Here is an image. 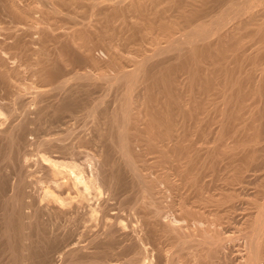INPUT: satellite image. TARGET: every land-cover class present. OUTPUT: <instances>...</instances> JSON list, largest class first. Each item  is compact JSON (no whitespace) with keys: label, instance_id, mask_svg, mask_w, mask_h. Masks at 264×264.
<instances>
[{"label":"bare ground","instance_id":"1","mask_svg":"<svg viewBox=\"0 0 264 264\" xmlns=\"http://www.w3.org/2000/svg\"><path fill=\"white\" fill-rule=\"evenodd\" d=\"M199 1L179 0L180 3L178 5L179 7L177 6V8L181 10L185 9L183 13L180 12L181 10L179 11L178 9H173V7L171 8L168 6L169 9H173V12H180L178 14L180 16V18L178 16V21L174 20L176 22H173V25L168 27H166L164 24L166 28L163 27L164 29L162 28L157 31H154L152 29L148 30L147 28L145 29V31L140 30L141 35H139L140 37H138V39H134L135 41L131 40L132 42H129V40L127 39L128 42H126L124 37L127 36H122L123 34L117 33H119L118 29L121 30L120 26H124L125 23L128 22L127 20L130 21L131 18L136 17L135 15L133 16L130 13L131 11L135 10H132V8L135 7V5H141L148 10L154 7L153 10L158 9V13H164L163 11H168V8H161L160 6V8H158L157 4L159 2L165 3V1H158L157 3L155 2L156 4H153L154 0H0V76L5 82L16 86L15 91L13 92V94H11L14 95V99L8 98V101H5L6 97L0 93L1 161L9 160L10 162L14 151L17 150V152H19L18 150L20 148L22 150V147L25 148L30 144L31 140L29 141L27 136L32 132L34 127L30 128L28 124L37 122L42 119L43 113L47 114L48 112L45 110L50 109L51 112L53 111L52 114H55L58 111L68 107L67 103H69L75 93V88L73 86L68 87V82L70 80H75L72 78L69 80L64 78L61 80L59 79V81H55V86L53 87V89L59 90L61 92L55 93V95H52V100L45 102L49 94V90L46 88V70L50 67L52 68L55 65L52 63V58L53 60L56 59L55 62H58L57 60L59 57H61V61L63 60L61 53L63 47H65L66 45L69 46L68 48L71 49V52L72 54H74V56L76 55L77 57L85 60H94L93 51L100 49L103 55L107 57L106 60L109 61L108 63H111L112 66L114 64L116 69L114 70L115 72H113V69H111L113 72L112 74L98 73V76H96V74L93 75L94 77L96 76L103 78V82H105L106 86L115 84V86L117 87L115 96L114 98H112V105L110 104L111 107L106 109L103 114L100 112V109H98L100 100L93 102V104L87 108L85 113L86 117L91 118V120L94 119V125L92 124V128L94 129L95 126V131L99 133V138L102 137V139H104L105 141L104 145H102L101 142L99 143L101 144V148H96L95 152H90L94 149L86 151V149L88 148H86V146L84 148L85 150H78L80 148L79 146H83L82 143L81 145H79V143L74 144V142L71 144L69 143V145L63 144L64 146L61 145V149H63L64 147L66 153H68V156H70V159H62L63 161L58 160V157H48L46 155H39L37 153L39 156L36 160L39 166H43V164H46V162L44 161H47L48 166H46L47 169L46 167L45 169L46 172L48 170V173L45 172L46 174H44L45 176L43 177L47 179V174H52V177L48 175L49 180L51 179V182H49V184H46L45 186L42 185L44 186L43 188H40L42 189V192L38 191L39 196L35 195L36 197L33 199V204H35L34 206L37 205V207H35L36 209L32 212H28L29 210L25 211L28 203H24V199H22V197H19L17 194V192H19L20 190L25 193V187L28 185V181H26L25 171L26 155H19V153L17 154L19 155V157H17V162L19 161L20 163L21 171L23 172V174H21L23 175V177H20L22 178L20 182L16 181L10 183L9 188L4 190V192L0 190V198L2 199L0 202V264H154V259H152L153 257L151 258V256L147 253V250L143 247V236L139 233L138 226L136 227L137 223L135 222V220H137L138 217L135 220H133L135 217L128 220L129 222L127 227L130 228L128 231H126L125 221L123 222L121 214L117 212H110L111 209L108 206V200L109 198H112L110 196L114 194V191L118 189L117 187H119L120 185V176L122 175V173H125L126 176L130 177L133 180V187H135V204L137 205L134 204V207L138 208L136 207L138 205H153V212H155V216L160 214L159 207L151 198V196L154 195L155 191H153L154 189H151L150 192V190L147 189L148 185L146 184L149 183L151 186H153V181L156 182V180L149 179V181L147 182V180L142 175L143 173L140 172L142 170H140L141 168H139L138 161L135 158L136 156L141 155V152H143V154L146 151L148 152V148H146L148 145L145 147L147 149H145L146 151H141V148V150L137 148L138 151H136V147L139 145V138L136 137V135H131L132 132H130L132 130L130 129V124L132 122V119H134L135 117L134 115L137 114L135 111H137L138 113L140 111L139 109L134 110L136 108L135 105L137 100L139 98L142 99L140 97L141 93H137L139 91L138 89L142 84H145V81L147 80L151 72H154L155 77H157V71H159V68L161 66H166L172 63L174 65V63L176 64L178 59L186 55H192V57H194L199 47L207 48L208 51L211 52L210 54H208L211 59L210 57L208 58L210 60H213L212 63L209 60L211 64L217 63L218 66L220 65L222 69H226L229 66H226L227 64L233 63L234 71L236 69L237 71H239L238 69H245V74L249 77L248 79H250L251 76L255 74V77H258L260 82L262 80V82H264V0H201V2H204L202 4L200 3V5L197 4V6L196 3ZM66 5L69 6L72 10H70L69 7L68 9H66ZM137 7L139 8V6H136V8ZM79 8H81L84 12L82 13L83 15H78V17L77 12H79ZM81 9L80 11H82ZM64 10L66 11L64 12ZM139 12H143V9ZM153 12L154 11H152V13ZM144 13H147V10ZM165 14H163V17ZM100 22H102L103 24L104 22H109L112 24L115 23V25L117 26V30L115 29L117 31V33H115V36L113 33L114 31L110 36H108L109 33L106 34L102 31V33L97 34H94L95 32H93V34L95 35L93 37L87 36L89 35L88 33H91L89 32L91 28L92 30H95V28L97 29L95 23ZM132 23H134V21ZM93 26L95 28H93ZM94 39L96 40V42L94 41ZM226 39H229L228 43L231 40V43H229V47H224L223 41ZM146 45H149L150 47H147ZM214 46H216V48ZM71 52L69 51V54ZM106 60L104 59V61ZM202 63H204V61ZM67 64L63 63L62 65L61 63V66L57 68L62 70L66 68ZM170 67L171 66H169V68ZM24 71L25 73H32V75L36 76H34V78L36 79H30L29 83L24 82V79L22 81L20 77L21 73H24ZM91 76L92 75L90 73L84 72L83 74L78 75V77L89 78V80ZM165 77H167V75ZM252 78H254V76H252ZM252 78L250 81L253 80ZM234 80L235 79H233V81ZM44 81L46 82V85L44 84ZM72 82L74 83V81ZM169 82L170 81H168V83ZM151 85L153 86V84ZM155 85L157 86V84ZM259 85L261 88L262 85L260 83ZM108 86V89H111V87H113ZM257 86L258 85L255 84V87L257 89H260ZM142 87L141 89L146 90V88ZM198 87H200V85ZM223 88L221 89L223 90ZM76 89L78 90L77 87ZM224 89H226V87ZM26 93H29V96L26 97ZM25 97L29 104L34 105V108H24L23 114L21 113L22 119L19 121H14L15 118L13 115L16 112L12 107V100L13 102L16 101L15 103H19L21 100V102H24L23 100ZM72 101L70 102L72 103ZM201 112L203 113V111ZM201 112L197 110V115L201 114ZM141 113H143V111H140V114ZM46 114L44 116H46ZM94 135H92V137H89L88 139L86 138V141H91V144H95V141L92 140ZM168 136L169 137L166 138L167 140L172 137L171 135ZM53 142L55 141L53 140ZM36 143V146L42 145L43 147H45L46 145L47 148V146L49 147L50 145L51 147H54V144L56 146L59 141L52 144L49 140L47 141V139L39 138L38 140H36ZM157 144L158 145L153 144L155 149H161L159 143ZM160 145L163 146L162 144ZM77 147L79 148L76 149ZM97 147H99V145ZM158 152L160 153L161 150H159ZM76 155H78V157L81 155L82 157L84 156V159L82 158L83 161H77L78 158H76ZM64 158L67 159L68 157ZM41 166L40 168H42ZM56 175H59L61 177L59 178L58 176V178H55L54 176ZM63 177H66V180L60 181L59 179L63 180ZM47 180H44L46 181L44 183H47ZM144 181H146V183H144ZM147 190H149L150 192L148 194L151 195L149 197L145 195L148 192ZM151 193H153V195ZM92 198H98V201H94L96 202L94 203L91 201ZM40 199H46V201L47 199H49L55 202L60 207L63 206L66 208H71L74 213H77V216H73L74 224L72 225L74 226L70 228L71 230L69 229L70 232H68V234L64 232L66 233V235H62L64 238L61 243L59 242L58 244L48 245L49 242H46L48 236L46 237L43 226L41 228V222H38V215H40L38 214V210L41 208V206H38V202L39 204L41 202ZM88 200L90 201L88 202ZM230 200L228 199V201ZM57 205L55 206L54 204L55 209L51 207L52 209H54L52 211L56 216L57 214L55 212H57L58 209L61 210L60 208H57ZM216 205L218 207V203ZM82 206L85 208H83ZM42 207L43 208L41 209H45V206ZM79 208L80 210H82L83 208L84 211H80ZM71 210L69 209V211ZM133 211H135V209H133ZM138 221L139 219L137 220V222ZM133 223L135 226L133 225ZM251 225L254 232L253 235L248 239V257L246 261L241 264H260L262 262L261 260L263 258H261V262L259 261V257H261L259 255L261 254L257 249V246L259 247L260 243L258 244L257 242H260L261 237L258 236L262 230V227H264V203L260 208L257 216L252 221ZM189 236L191 237V235ZM189 236H187V239L185 240H183L181 237V240L183 241H181L179 244L180 248H177L178 251L176 250L177 252L175 256H172L166 260V264H181L180 256H182L184 253L183 250L181 251V248L186 246V248L184 247V250H186L189 247L190 243L188 242V240L191 242V238ZM188 237L190 239H188ZM262 238L264 239V234ZM202 239V241H195L199 242V245L197 243L198 248L200 244L201 246L205 244V246L203 247H206L207 244L212 247H207V249L209 248L207 252L205 251V249H203V247H201L205 251V253H202V250L199 249L201 256L203 254V256H208L210 262L213 261V257H216L217 259L214 261L218 263L219 261L217 262V260H219V256L217 257V255L219 254L218 251L220 250H218V248L220 247L221 240L223 239L219 236H214L213 238H210L209 241H207L206 239L204 240V238ZM124 243L131 249V256L127 257V255L125 254L126 252L128 253V249L127 251L123 250L125 247ZM192 243L195 244L194 241H192ZM179 250L183 252L182 255H180L181 253ZM196 252L199 254L197 250ZM197 253L195 255H198ZM214 261L212 262V264H214Z\"/></svg>","mask_w":264,"mask_h":264},{"label":"rangeland","instance_id":"2","mask_svg":"<svg viewBox=\"0 0 264 264\" xmlns=\"http://www.w3.org/2000/svg\"><path fill=\"white\" fill-rule=\"evenodd\" d=\"M158 1L161 2L165 1L166 4L159 2L160 5L158 3L157 6L158 8L160 7L168 8V11L164 10L163 11L164 13L161 12L162 13L161 14L158 13V9L153 10L154 7L148 10L141 5H135V7L132 8V10L133 9L135 10L131 11L130 13L133 16L135 15L136 17L131 18L130 21L127 20L128 22H126L124 26H120V29L122 31L118 29L119 33H117L116 31L117 26L115 25V23L112 24L109 23L111 22L109 21L108 23L104 22L103 24L102 21L100 23H95L97 29L93 26L95 30L93 29L94 30L93 31L91 28V30L89 31L91 33H88L89 35L87 36L93 37L95 36L94 34L102 33V32L106 34L109 33L108 36L114 33L115 36V33H117V34H123L122 36H127L124 37L125 41L128 42L129 40L130 42L131 40L134 39L136 40L138 39V37H140L139 36L141 35L140 30L145 31V29L147 28L148 30L152 29L154 31H157L162 29L163 27L166 28L168 26L173 25V22H176L174 20L178 21V16H179L178 14L180 12L183 13V11H185L184 8H182L184 10L177 8V6L180 3L179 0H154L153 4L155 2L157 3ZM203 2L204 1L201 2L200 0L199 2L196 3V5L197 4L200 5V3L202 4ZM163 4L167 6H164ZM136 6H139V8L138 7L136 8ZM168 6L171 8L173 7V9H178L179 11L180 10L181 11L173 12V9H169ZM68 7L69 6L67 5L65 6L66 9H68ZM80 9L81 8L78 9L79 12H77V16L81 15L84 12L82 9H81L82 11H80ZM142 9L143 12L140 13L139 11H142ZM146 10L147 13H144L146 12ZM65 11L66 10H64V12ZM152 11L154 12L152 13ZM172 13L173 14L175 13L174 14L175 16ZM138 14L139 15L144 14V15L139 16ZM163 14H165L164 17L166 18L163 17ZM152 15H154L155 17ZM152 20H154L155 22ZM133 21L134 23H132ZM138 24L141 25L139 26ZM164 24L166 27L164 26ZM93 32L95 33L93 34ZM94 41L96 42L95 39ZM228 41L229 39L223 41L224 47L230 46L229 43H231V40L229 43ZM146 46L150 47L149 45ZM216 46L214 47L216 48ZM68 47H69L68 45L63 47L61 53L63 60L61 61V57H59L57 60L58 62H55L56 59L53 60L52 58L51 60L53 62L52 61L51 62L55 64L54 65L55 67L53 66L54 68L50 67L49 69L46 70L45 76L47 75L46 77L47 85L45 81L44 84L46 85V88L49 90L50 95L48 94L45 102L52 100L53 98L52 95H55V93L61 92L59 90L53 89V87L55 86L54 84L55 81H59V79L61 80L64 78L69 80L72 78L75 80H70L68 82L69 86L68 85L67 86L68 87L73 86L75 88L74 96L72 97V99L70 98L71 99L70 101L73 100L72 101L73 104L69 101V103H67L68 106L67 108L60 110L61 112L58 111L55 114H52L53 111L51 112L50 109L45 110L48 112L47 114L45 113L46 116H44L45 114L43 113L42 117L44 119L42 118L37 122H32L28 124L30 128L34 127L33 130L35 129L34 131L32 130L33 133L31 132L27 136L29 141L31 140L30 144L28 143L29 145L26 146L25 148L22 147L23 148L22 150L20 148L18 150L19 152H17V150L14 151L12 155L13 160L11 159L10 162L9 160L8 161L0 160V190L4 192V190L9 188L10 183L21 181L22 178L20 177H23L22 175L23 172L21 171L19 161L17 162L18 159L17 157H19L20 154L26 155L25 171H26V181H28V185L25 187V191L27 193L26 192L23 193L22 190H20L19 192H17V194L19 197H22V199H24L23 201L24 203L29 204V205L27 204V207L25 208L26 209L25 211L29 210L28 212L30 211L32 212L36 209L35 207H37V205L34 206L35 204H33L34 203L33 199L36 197L35 195L39 196L38 195L39 192H42L41 191L42 189L40 188H43L46 184H49V182H51V179L49 180V176L52 177V174L46 175L49 181L43 177L45 176L44 174L48 173V170L46 172L47 169L46 166L48 165H47V161H44L46 162V164H43L44 163L43 162L42 163L43 166L40 165L42 167L40 168L36 160L39 155H44V156L46 155L48 157H58V160H62V159L68 160L70 159V156H68V153H66L65 148L63 147V149H61L62 146H64L63 144L69 145V143L71 144L74 142V144L79 143V145H81L82 143L83 146L81 145L82 146L81 147L78 145L80 148L77 147L76 149L79 148L78 150H81L84 149L86 146V148L88 147L86 151L94 149L91 150L90 152L92 151L95 152L96 148L97 149L101 148L100 145L101 144L104 145L105 142L104 139H102V137L99 138L98 136L99 133L95 131V126L94 129L92 128L94 125V119L92 118L93 120H91V118L86 117L85 113L87 108L90 105H92L93 102L98 100H100L98 109H100V112L102 114L105 112L106 109L111 107L112 98H114L115 96L117 87L115 86V84L109 85L110 87L111 86L113 87H111V89L110 88L108 89L107 88L108 85L106 86L105 82H103V78L96 76H98L100 73L112 74L113 72H115L114 70L116 69V67L114 64L112 66L111 63H108L109 61L106 60L107 57L103 55L100 49H99L100 51L99 50L93 51L94 60H88V59L85 60L80 57H77L76 55L74 56V54H72L71 52V49H69ZM69 51L71 52L70 54ZM208 52L209 51L207 48L199 47L194 57H192V55H186L187 57L183 56L182 58L178 59V61L176 60L177 62L174 61L176 62V64L174 63V65L172 63L166 66L165 65L161 66L162 68L160 67L159 71H157L158 72L157 77H155L154 72L153 73L151 72L149 77L145 81V84H142L138 89L139 91L137 92V93H141L140 97L142 99L139 98L137 100L138 103L136 102L135 105L136 108L134 110L139 109L140 111H143V113L140 114V111L139 113L135 111L137 114H135L134 119H132L133 122V123L131 122L132 126L130 124V129H132L130 132H132L131 135H136V137L139 138L138 139L139 145L136 147V151H138V149L139 150L142 149L141 151H144L146 148H148V152L146 151L147 149L145 150L146 152H144V154L143 152L140 151L141 155H138L139 156L138 157L135 154L136 156L135 158L138 161L139 168H141L140 170H142L140 172L143 173L142 175L147 180V182L149 181V179L156 180V182L153 181L154 182L153 186H151L149 183H146V181H144V183L148 185L146 186L147 189L150 190V192L151 189H154L153 191H155L154 195L153 193H151L153 196L148 194L150 193L149 190H147L148 192L145 195H147V197L151 196L155 204H157V206L159 207L160 214L155 216V212H153V208H154L153 205L152 206L138 205L136 206L138 208L134 207L135 205H137L135 204V187H133L134 186L133 180L130 177L126 176L125 173H122V175L120 174L123 178L119 175L120 185L119 187H117L118 189L114 191V194L110 196L112 198H109L108 200L109 203L108 206L111 209L110 212H117L121 214L123 222L125 221L126 231H128L130 228L127 227L129 222L128 220L133 219V217H135L133 219L135 220L138 217L137 220L139 219V221L137 222V220H135V222L137 223L136 227L138 226L139 233L142 234L143 236V242H144L143 247L147 250V253L151 256V258L153 257L152 259H154L153 260L154 264H166V260L168 258L176 255V252L178 251L177 248H180L179 246L180 242L187 239V236L189 235H191V237L189 236L191 239L188 237V239L191 240V242L188 240V242L190 243L189 244L190 248L187 246L188 248L184 250V247L186 248V246L182 247L181 251L183 250L184 253L179 250L181 253L180 255H182L183 253V255L180 256L181 264H212V262L217 259L216 257H213L212 258L213 261L211 260L212 262H210L208 256L205 255L207 258L206 260L205 256H203L204 254L201 256L199 252L200 251L199 249H201L202 250L201 252L205 253V251L207 252V250L209 249V248L207 249V247H212V246L207 244L206 247H203L205 246V244H203L202 246L200 244L198 248L199 242H195V241H200V240L202 241L203 240L202 238H204V240L206 239L207 241H209L210 238H213L214 236H219L223 239L221 240L220 247L218 248V250L219 249L220 250L218 251L219 254L217 255V257L219 256L218 257L219 260H217V262L218 261L219 262L216 263L214 261V264L243 263L244 261H246L248 257V252H249L248 239L253 235L254 232L251 223L257 216L260 208L263 206L264 203V89H263L264 87H262L264 86L263 85L264 82H262L263 77L262 79H260L262 80L261 83L258 77H255L256 75L253 74L252 76H254V78H252L251 76L253 80L250 81L251 78L248 79L249 77L246 76L245 69L243 70L238 69L239 71H237L236 69L234 71L233 63L227 64L226 66L228 65L229 66L226 69L225 68L222 69L220 65L218 66L217 63L211 64L213 60H210L211 57L208 54H210L211 52L209 53ZM208 57H210V59ZM104 59L106 61H104ZM209 60L211 63L209 62ZM203 61L204 63H202ZM206 61L210 64H208ZM61 63L62 65L63 63L65 64L68 63V64L66 65V68L61 70L57 68L61 66ZM169 66L171 67L169 68ZM111 69H113V72ZM83 72L90 73L92 75L90 80L89 78L78 77V75L83 74ZM93 74L94 75L96 74V76L94 77ZM166 75L168 78L165 77ZM34 76L35 75H32V73L29 72L25 73L24 71V73H21L20 79L22 81L24 79V82L29 83L30 79L31 80L36 79L34 78ZM233 79L235 80L233 81ZM0 81H1L0 93L6 97L5 101L8 98L12 99L14 95L11 94H13V92L15 91L16 86H13V84H9L5 82L4 80H2L1 76H0ZM72 81H74V83ZM168 81L170 82L168 83ZM259 83L262 85L261 88ZM151 84H153V86ZM155 84H157V86ZM255 84H257L258 85L257 87H259L261 90L257 89L255 87ZM199 85L200 87H198ZM10 86L13 87L11 88ZM223 86L224 88L226 87V89H224ZM76 87L78 88V90L76 89ZM141 87L146 88V90L144 89L146 92L143 89H141ZM221 88H223V90ZM168 89L169 92L171 91L170 93L168 92ZM28 94L26 95V97L29 96ZM26 97L23 100L24 102H21L22 100L19 102L20 104L15 103L16 101L13 102L12 100V105H13L12 107L16 112L13 115L15 118L14 121L15 120L19 121L22 119L24 108L27 107L34 108L33 104L31 105L27 102ZM197 110L200 112L203 111V113L201 112V114L197 115ZM92 135H94L92 140L95 141V144H91V141L90 142L86 141V138L88 139L89 137H92ZM168 135L172 136L169 138V140L166 139L169 137ZM77 137L80 139H78ZM39 138L47 139V141L49 140L52 144L57 143L59 141V143H57L56 146L54 144V147L58 149L54 148L53 146L51 147V145L49 146L51 150L49 149L48 146L46 148V145L45 147H43L42 145H40L42 147H40L39 145H38L39 147L36 146L37 145L36 140H38ZM53 140L55 142H53ZM100 142L101 144H99ZM157 143H159V146L161 148L159 149L161 150L160 153L158 152L159 150H156L153 145V144L158 145ZM160 144H162L164 147H166L167 145L168 146L164 148ZM96 145L97 146L99 145V147H97ZM18 153L19 155H17ZM76 156H77L76 158H78L77 161L79 162L80 160L83 161L84 156L83 157L82 155L79 157L78 155ZM64 157H68V158L65 159ZM58 176L56 175L54 177L58 178ZM61 176H59V178ZM63 178H64L63 180L62 179L59 180L65 181L66 177ZM44 180H47V183H44L46 182ZM228 199L229 200L231 199L232 201L231 200L230 201L232 203L228 201ZM1 200L2 199L0 198V202ZM40 201H41L40 204L38 202V206H41V208H43L42 206H45V209L40 208L38 210L39 212L38 214H40L38 215L40 217V218L38 217V222H41L40 226L41 228L43 226L46 237L48 236L50 238L49 239L47 237L46 242H49L48 245L58 244L59 242L61 243V241L64 238L63 237L64 234L65 235L66 233L68 234V232H70L71 230L70 228L74 226L72 225L74 224L73 216L75 215L77 216V213H74L71 210V208H66L63 206L60 207L55 202L49 199H47V201L46 199H40ZM89 201L90 200H88V202ZM91 201L97 202L98 198H92ZM52 203H54L55 206L57 205V208L63 210L61 211L58 209L57 211L58 213L55 212L58 217L52 211L55 209L54 204ZM217 203L219 208L216 205ZM51 207L54 209H52ZM83 208L82 210H80L79 208V210L84 211ZM69 209L72 212L69 211ZM133 209H135V211H133ZM262 230L264 231V227H262ZM262 230L261 232L264 234ZM204 232L207 234V236ZM261 232L258 236L261 237V239L258 238L260 239V242L259 241L257 242L258 244L260 243L259 244L260 246L259 247L257 246V249L259 250L258 252L261 254V255L258 254L259 256H261L259 257L260 258L259 261L261 260V258H263L261 260L263 263L260 261L261 262L260 264H264V239L262 238L263 234ZM181 237L183 240H181ZM192 241H194L195 244H193ZM125 247L123 250L127 251L128 249V253L124 251L126 252L125 254L127 255V257L131 256L132 255L131 249L126 244ZM201 247H203L205 251ZM196 250L199 252V254L196 252ZM196 253L200 256L195 255Z\"/></svg>","mask_w":264,"mask_h":264}]
</instances>
